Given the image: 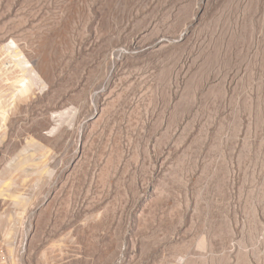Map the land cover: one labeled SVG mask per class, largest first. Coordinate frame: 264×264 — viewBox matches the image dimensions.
I'll return each mask as SVG.
<instances>
[{
    "label": "rangeland",
    "instance_id": "374dc122",
    "mask_svg": "<svg viewBox=\"0 0 264 264\" xmlns=\"http://www.w3.org/2000/svg\"><path fill=\"white\" fill-rule=\"evenodd\" d=\"M178 261L264 264V0H0V264Z\"/></svg>",
    "mask_w": 264,
    "mask_h": 264
},
{
    "label": "built area",
    "instance_id": "2783aa9c",
    "mask_svg": "<svg viewBox=\"0 0 264 264\" xmlns=\"http://www.w3.org/2000/svg\"><path fill=\"white\" fill-rule=\"evenodd\" d=\"M169 264H185L183 261H178V262H173V263H169Z\"/></svg>",
    "mask_w": 264,
    "mask_h": 264
},
{
    "label": "bare ground",
    "instance_id": "6f19581e",
    "mask_svg": "<svg viewBox=\"0 0 264 264\" xmlns=\"http://www.w3.org/2000/svg\"><path fill=\"white\" fill-rule=\"evenodd\" d=\"M22 85H23V83H22Z\"/></svg>",
    "mask_w": 264,
    "mask_h": 264
}]
</instances>
